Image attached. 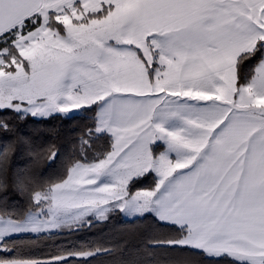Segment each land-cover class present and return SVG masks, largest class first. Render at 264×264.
<instances>
[{
  "label": "snow or ice",
  "instance_id": "obj_1",
  "mask_svg": "<svg viewBox=\"0 0 264 264\" xmlns=\"http://www.w3.org/2000/svg\"><path fill=\"white\" fill-rule=\"evenodd\" d=\"M77 112L13 166L16 121ZM0 133V264H264V0H0ZM115 212L157 227L70 239Z\"/></svg>",
  "mask_w": 264,
  "mask_h": 264
},
{
  "label": "trees",
  "instance_id": "obj_2",
  "mask_svg": "<svg viewBox=\"0 0 264 264\" xmlns=\"http://www.w3.org/2000/svg\"><path fill=\"white\" fill-rule=\"evenodd\" d=\"M85 113L79 112L72 119L55 117L47 120L29 118L26 121L15 122V135L20 137L23 143L18 146V152L13 158V166H26L31 163L32 156L29 149L39 150L55 145L61 158L67 157L78 148L79 137L85 126L90 123ZM0 135H3L0 133ZM60 161L54 167L49 168L47 162H42L40 171L46 170V175H52L59 169ZM156 225L149 220H131L122 213L115 212L106 222L85 227L70 239L82 245H103L106 248L134 249L142 245L143 241L153 233ZM65 238L55 239V243L63 244ZM118 259V253L113 255H101L96 258L94 264H114Z\"/></svg>",
  "mask_w": 264,
  "mask_h": 264
},
{
  "label": "rangeland",
  "instance_id": "obj_3",
  "mask_svg": "<svg viewBox=\"0 0 264 264\" xmlns=\"http://www.w3.org/2000/svg\"><path fill=\"white\" fill-rule=\"evenodd\" d=\"M77 113H79V112H77ZM77 113H76V114H77ZM122 214H123V213H122ZM123 215H124V214H123ZM124 216H125V215H124ZM125 217H126V216H125ZM126 218H127V217H126Z\"/></svg>",
  "mask_w": 264,
  "mask_h": 264
}]
</instances>
